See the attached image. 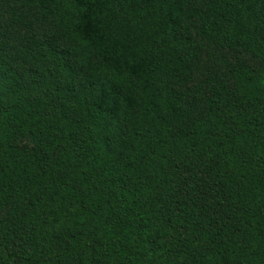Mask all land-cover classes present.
<instances>
[{"label":"trees","instance_id":"trees-1","mask_svg":"<svg viewBox=\"0 0 264 264\" xmlns=\"http://www.w3.org/2000/svg\"><path fill=\"white\" fill-rule=\"evenodd\" d=\"M21 1L56 29L31 81L0 51V264H264V0ZM190 24L255 65L185 104Z\"/></svg>","mask_w":264,"mask_h":264},{"label":"rangeland","instance_id":"rangeland-1","mask_svg":"<svg viewBox=\"0 0 264 264\" xmlns=\"http://www.w3.org/2000/svg\"><path fill=\"white\" fill-rule=\"evenodd\" d=\"M201 0H192L191 7H201ZM196 24H190L187 29L193 36L194 41L200 45V62L192 74L175 87L184 94L185 104L205 97L209 94L206 79L210 75L225 76L228 68L236 59L244 63L255 65L253 58L246 52H230L227 49H220L214 45L204 43L196 33ZM56 29L51 18H42L38 8L27 7L21 0H0V51L11 57L13 64L27 80L31 81L37 77V68L34 54L35 47H28L27 39L32 36L52 38ZM64 51L68 50L71 43L66 40H55ZM57 106L55 102L52 103ZM191 104V105H192ZM18 145H29L30 141L20 138L16 141ZM5 211H0V218Z\"/></svg>","mask_w":264,"mask_h":264}]
</instances>
